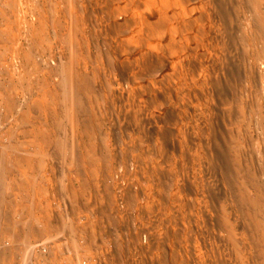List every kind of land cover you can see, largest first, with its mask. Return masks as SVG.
Instances as JSON below:
<instances>
[{"label":"rangeland","instance_id":"374dc122","mask_svg":"<svg viewBox=\"0 0 264 264\" xmlns=\"http://www.w3.org/2000/svg\"><path fill=\"white\" fill-rule=\"evenodd\" d=\"M263 32L264 0H0V264H264Z\"/></svg>","mask_w":264,"mask_h":264},{"label":"built area","instance_id":"2783aa9c","mask_svg":"<svg viewBox=\"0 0 264 264\" xmlns=\"http://www.w3.org/2000/svg\"><path fill=\"white\" fill-rule=\"evenodd\" d=\"M36 252H38V255L40 256L39 261L41 260L43 264H74L73 262L66 259H63L59 262H53L50 245H39L36 249ZM78 264H86V261H81Z\"/></svg>","mask_w":264,"mask_h":264},{"label":"bare ground","instance_id":"6f19581e","mask_svg":"<svg viewBox=\"0 0 264 264\" xmlns=\"http://www.w3.org/2000/svg\"><path fill=\"white\" fill-rule=\"evenodd\" d=\"M263 36H264V32H263ZM257 198V197H256ZM254 200H256L255 198L252 200L253 202H256V201H254ZM257 203V202H256ZM258 203H260L259 201H258ZM258 205V204H257Z\"/></svg>","mask_w":264,"mask_h":264}]
</instances>
